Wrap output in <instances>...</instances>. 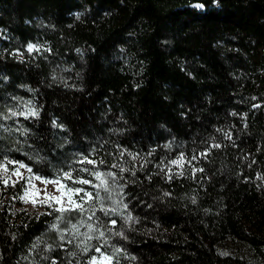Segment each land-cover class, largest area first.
Masks as SVG:
<instances>
[{
    "label": "trees",
    "instance_id": "trees-1",
    "mask_svg": "<svg viewBox=\"0 0 264 264\" xmlns=\"http://www.w3.org/2000/svg\"><path fill=\"white\" fill-rule=\"evenodd\" d=\"M6 161L108 191L86 241L0 179V264H264V0H0Z\"/></svg>",
    "mask_w": 264,
    "mask_h": 264
},
{
    "label": "snow or ice",
    "instance_id": "snow-or-ice-1",
    "mask_svg": "<svg viewBox=\"0 0 264 264\" xmlns=\"http://www.w3.org/2000/svg\"><path fill=\"white\" fill-rule=\"evenodd\" d=\"M33 45L29 44L28 46V50L31 51L33 49ZM38 113L36 112H30V115L35 116ZM12 115H16L15 112L12 113ZM27 118V117H25ZM53 127H56V122L53 121ZM62 127V126H61ZM215 147H219V145H215ZM206 155V153L204 154ZM193 159H195V157H193ZM184 160L183 154H181V156L177 159V160H173L171 161L172 164H175L177 166L183 167L181 161ZM82 163L86 162L88 164H93L94 162L92 160H86V161H81ZM8 163H16L13 161H8ZM20 168H25L26 166L24 164H20L19 165ZM113 167H118L117 165H113ZM0 168H3V170L5 172H7V168L5 167L4 164H0ZM27 171L29 173L32 172L31 168H27ZM120 171H125V169L121 168ZM163 171V169H162ZM198 171H203V169H198ZM134 174V173H133ZM182 174V173H181ZM13 175H19V171L18 169L16 171L13 172ZM104 174H101L99 172L94 173V176L97 180L100 181L99 185H93V187H96L98 189V191L95 193V195L91 192H85L82 188H73L68 186L67 184H63L61 183V180H71L73 184L79 183V184H90L91 181L86 180V179H78V180H73L72 178V172L71 171H65L63 172L62 176H60L58 179H46L43 177H40L38 175H34L32 177H30L29 179V183L31 182V179H36V180H40L41 183L47 185V184H53L56 186V191L60 192V196H54V195H50L49 193H47V191H45L44 193V199L42 201H40L42 204H45L47 207L52 208L53 211L59 213L60 215L57 217V220L63 222L65 219V214L66 213H72V212H76L79 213L81 215V217L84 216V214L88 211H91V215H87L86 220L85 219H81V220H77L75 223H72L71 221H69V223L71 224V227L68 229V231H70L74 236H83L84 239L87 240H92L93 238L97 239V240H104L105 237V231L101 230L103 225L102 222H99V217H96L95 215V209L92 205H89L88 208H85L86 204H89V201H93V200H99L100 197V193H99V189L101 187H103V190L105 192L108 191V181L106 179L103 178ZM107 176H110L112 178L113 181L116 180V175L114 173H107ZM22 178V177H21ZM7 180L4 181V184L7 186ZM15 186V185H13ZM83 192V196L80 198V201H77L76 199H74V196H80V194ZM165 195H168V193H165ZM28 196V192L27 189H25V193L23 196L20 197V199L25 200V202H28L25 198ZM66 198V203H61L62 199ZM33 206H36L37 201L33 200L32 201ZM54 205H56L54 207ZM125 207H127L125 205ZM100 211L104 212L105 215H108V212L111 211L109 209H105L103 207V205L101 204L100 207ZM96 219V221H98V223L93 224V223H89V221H92L93 219ZM127 219H131V216H129ZM111 225H115L116 221L115 220H111L110 221ZM54 228L58 227V225H53ZM86 228L87 231L84 233H80V228ZM109 231L111 230L110 228L108 229ZM65 235V232L63 230H61V239L63 240ZM119 235L123 236V233H119ZM83 244V251L85 253L88 252L89 250V245L87 243H84V241L81 242ZM105 243H107V241L105 240ZM104 245H99L96 246L94 251L99 254V257L97 255H93L89 258L87 264H119L118 260L114 261V257L120 253V249H114V252L112 254H105L102 251ZM53 264H55V262H53Z\"/></svg>",
    "mask_w": 264,
    "mask_h": 264
},
{
    "label": "rangeland",
    "instance_id": "rangeland-1",
    "mask_svg": "<svg viewBox=\"0 0 264 264\" xmlns=\"http://www.w3.org/2000/svg\"><path fill=\"white\" fill-rule=\"evenodd\" d=\"M193 7L196 9H201V7L198 5H194ZM31 45H33V44H31ZM33 49H36V47L34 46ZM2 127H5V126H2ZM0 164H4L5 167L7 168V172H5L3 170V168H0V179L3 182L5 180H7L8 183H13L17 180L26 179V189L28 192V196L25 199L28 202H25V200H23V201H24V206L30 212H32V213L41 212V211H45L47 209V206L40 202L44 199L45 191H47V193H49L50 195H54V196H58V197L61 195L60 192L56 191V186L53 184L45 185V184L41 183L40 180H36V179H31V182L29 183L30 177L35 175L32 172L29 173L27 171V168H29V167L26 166L25 168H20L19 165L21 163H8V161L0 163ZM172 167L177 168L179 166L172 164ZM17 169L19 171V175H13V172L16 171ZM49 180H52V179H49ZM61 183L65 184L62 180H61ZM99 184H100V181L97 180V185H99ZM84 191L89 192L87 190H84ZM82 196H83V192L80 194V196H74L73 198L76 199L77 201H80V198ZM33 200L37 201L35 207L33 206V203H32ZM66 202H67L66 198L62 199V201H61V203H66ZM55 206L56 205H54V207ZM96 255L99 257V254H96Z\"/></svg>",
    "mask_w": 264,
    "mask_h": 264
}]
</instances>
